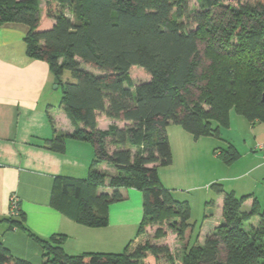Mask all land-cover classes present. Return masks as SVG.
Returning a JSON list of instances; mask_svg holds the SVG:
<instances>
[{
	"label": "trees",
	"instance_id": "16d2710c",
	"mask_svg": "<svg viewBox=\"0 0 264 264\" xmlns=\"http://www.w3.org/2000/svg\"><path fill=\"white\" fill-rule=\"evenodd\" d=\"M226 1L196 0L195 13L190 0H45L42 11L39 0H0V27L26 26L28 56L46 61L63 85L61 105L75 129L55 133L44 146L64 152L71 137L96 148L85 178H55L53 206L98 228L109 224V206L122 199L120 188H136L144 196L136 236L118 253L70 254L65 234L40 237L22 212L8 216L10 227L24 229L42 246L41 264H146L148 253L156 261L165 253L170 264H264V211L257 198L237 196L219 182L211 188L224 193V221L202 243L197 234L179 260L149 242L132 249L147 222L172 221L181 239L195 227L188 201L175 199L159 174L173 160L167 126L180 125L198 139L218 136L220 127L229 126L232 109L251 122L264 121V0ZM134 69L145 81L135 82ZM65 71L71 80L63 82ZM98 112L125 125L113 122L100 130ZM217 154L226 164L240 156L232 144ZM103 163L115 172L100 170ZM105 186L110 194L99 192ZM250 198V210H243ZM255 217L259 223L247 226ZM0 264L31 263L0 241Z\"/></svg>",
	"mask_w": 264,
	"mask_h": 264
},
{
	"label": "crops",
	"instance_id": "0c3cea01",
	"mask_svg": "<svg viewBox=\"0 0 264 264\" xmlns=\"http://www.w3.org/2000/svg\"><path fill=\"white\" fill-rule=\"evenodd\" d=\"M44 3L45 0H39L41 11ZM26 31V26L21 24H7L0 27V219H3L0 221V241L13 256L22 258L31 264L42 263V246L24 229L10 227L11 223L7 220L11 196L16 194L27 227L36 235L44 238L53 234H65L67 239L64 247L68 253L76 255L89 251L121 252L129 241L135 238L143 219L144 196L142 191L136 188H120L122 199L110 204L109 224L106 227L96 228L79 224L52 204L55 178L61 175L85 178L96 157V148L89 142L71 137L67 139L64 152H55L44 146L43 142L52 138L55 133L70 134L75 126L63 109L61 101L59 104L55 99L53 85L56 84V79L49 64L44 60L28 56L25 43ZM51 118L56 132L52 127ZM113 122L119 127L125 123L120 120L113 121L105 113L98 112V129L107 130ZM260 122L264 123V121ZM171 129L170 132L167 131L173 153V161L170 165L176 161V158L182 160L186 156L187 159V156L192 155L194 150H197V155L207 154L206 146L198 144L200 138L195 139L197 147L191 149L189 153L187 146L192 141L193 135L179 125ZM262 132L264 133V129H260V133ZM236 149L238 150L237 147ZM239 158L229 165L233 166ZM166 167L163 169L173 166ZM99 169L115 172L114 168L105 163L101 164ZM253 171H258L257 176L260 177L257 178V182L264 186V157L262 154L255 155L254 164L238 176ZM159 174L164 186L170 190H175L176 180L187 174L191 180L200 182L193 185L194 188L191 187V189L211 188L213 181L217 180L215 182L221 183L226 191H233L236 195L238 192L237 184H228L227 187L223 184L231 181L230 176L212 177L209 181L207 176L201 180L202 174L196 170L186 172V174L184 172L179 174L175 170V173L167 175V170H161V168H159ZM211 189L214 193L213 198L207 200L209 192L203 196L201 193L197 196L198 200L203 197L202 208L206 212L199 230L195 222L193 231L191 229L188 232V238L191 239L198 234L200 243L203 242L201 239H205L216 226L224 221V193ZM99 192L110 194L112 189L108 186L100 187ZM262 192L264 194V189ZM249 194L257 198L262 209L264 197L254 193ZM184 201H188L191 208V201L189 199ZM210 201L212 202L207 203ZM245 203L251 206L253 198ZM208 208L213 211L207 213ZM192 214L193 211H191V217ZM255 220L257 221L253 220L254 225L259 223L260 218L257 217Z\"/></svg>",
	"mask_w": 264,
	"mask_h": 264
},
{
	"label": "rangeland",
	"instance_id": "374dc122",
	"mask_svg": "<svg viewBox=\"0 0 264 264\" xmlns=\"http://www.w3.org/2000/svg\"><path fill=\"white\" fill-rule=\"evenodd\" d=\"M251 0H227L226 3L233 4V5H240L245 4L247 2H250ZM190 8L193 12H197L199 10V5L197 4L196 0H190ZM192 12V13H193ZM190 27L195 28L196 23L194 20H190L188 22ZM203 48V46H201ZM135 69L132 70V74H134V80L135 82L139 83L140 81H145L144 77L142 75H135ZM71 80V75L69 71H65L63 76V82ZM57 86V87H56ZM53 92L55 93L54 96L56 101H61L62 93H63V85H60L59 83H56L53 85ZM60 104V103H59ZM58 104V105H59ZM229 126L228 127H220V134L218 136H201L200 140L198 141V144H201L202 146H206L207 154H198L196 153L197 150H194L192 155L186 156L180 160V158H176V161L172 165H164L160 166L161 170H167V175L170 173H175V170L179 172H190L192 170H196L198 173L202 174L201 180L203 177L207 176V180H211L212 177H218V176H230V182L223 183L228 186V184H237L238 186V192L237 195H246L249 193H254L257 196L264 197V194H262V190L264 189V186L262 188L261 184L259 185L257 182V178L260 176L258 175V171H253L252 173L244 174L242 176L240 173H244L248 170L250 166L254 164V156L255 155H261L259 151H254V148L257 143L264 141V133H260V129H264V123H261L260 121H254L251 122L243 115L237 113L234 109L230 111V120H229ZM125 125V123H124ZM122 125V126H124ZM173 126H177L176 124H170L167 126V131H171ZM180 126V125H179ZM263 135V136H262ZM199 139V138H198ZM197 141H195V138L192 137V141L188 144L187 148H189V153L191 149H196ZM234 145L238 148L239 152L241 153V157L235 163L233 166L226 164L223 162L222 158L218 157L219 151H226L229 149L230 145ZM113 147H110L112 150ZM217 156H216V155ZM173 161V160H172ZM218 164H220V167ZM166 166H173L168 167L169 169H163ZM167 168V167H166ZM202 169V170H201ZM114 173V172H113ZM237 175V176H236ZM189 175L181 176L176 180L177 184L175 185V190H171V193L173 197L179 201H184L186 199H189L193 205H191V211H193L192 217L190 219L191 223H195L197 230H199L200 224L203 221V215L206 212L202 208V199L198 200L197 196L201 193L202 196L206 193H208V199H211L214 197V193L211 188L204 187L202 190L200 188H194L193 185L198 184L200 182H195L193 179L191 180ZM200 179V178H198ZM217 181V180H215ZM213 181V183L215 182ZM221 181V180H219ZM223 182V181H221ZM210 185V184H209ZM204 201V200H203ZM264 203V202H263ZM190 205V203H189ZM250 205L245 203L243 205V210L249 211ZM264 210V205L262 206V211ZM213 211V209L208 208L207 213H210ZM257 217L253 218L251 221L247 222V226L250 225V223H254V221ZM196 220V221H195ZM254 220V221H253ZM170 222L168 220H164L160 223H149L147 222L144 225V230L141 232L140 236H138L134 242L132 243V249L135 248L137 245L144 244L145 242H149L152 245L157 246H164L169 249V251L175 255L177 260L180 259V255L186 245L188 243L189 245L193 243L194 238H188V233L184 238H180L176 231H173V229L170 227ZM160 233V236L157 237V234ZM163 233V234H162ZM204 241L205 239H201ZM222 257H224V253L222 254ZM146 264H170V262L167 259V256L165 253L160 254L158 260H155V257L148 253V256L145 260Z\"/></svg>",
	"mask_w": 264,
	"mask_h": 264
},
{
	"label": "built area",
	"instance_id": "2783aa9c",
	"mask_svg": "<svg viewBox=\"0 0 264 264\" xmlns=\"http://www.w3.org/2000/svg\"><path fill=\"white\" fill-rule=\"evenodd\" d=\"M255 151L261 152V154L264 157V141L259 142L255 146ZM21 212L20 205H19V198L16 194H13L10 199V204H9V217H17L19 216Z\"/></svg>",
	"mask_w": 264,
	"mask_h": 264
},
{
	"label": "water",
	"instance_id": "95a60500",
	"mask_svg": "<svg viewBox=\"0 0 264 264\" xmlns=\"http://www.w3.org/2000/svg\"><path fill=\"white\" fill-rule=\"evenodd\" d=\"M57 87V86H56ZM262 101H264V93H263V96H262Z\"/></svg>",
	"mask_w": 264,
	"mask_h": 264
}]
</instances>
